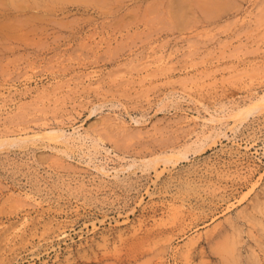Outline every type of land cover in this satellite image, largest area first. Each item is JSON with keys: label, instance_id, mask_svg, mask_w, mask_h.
I'll return each mask as SVG.
<instances>
[{"label": "rangeland", "instance_id": "rangeland-1", "mask_svg": "<svg viewBox=\"0 0 264 264\" xmlns=\"http://www.w3.org/2000/svg\"><path fill=\"white\" fill-rule=\"evenodd\" d=\"M23 1L0 0V141L67 142L0 146V264H264V106L236 115L264 0Z\"/></svg>", "mask_w": 264, "mask_h": 264}, {"label": "bare ground", "instance_id": "bare-ground-1", "mask_svg": "<svg viewBox=\"0 0 264 264\" xmlns=\"http://www.w3.org/2000/svg\"><path fill=\"white\" fill-rule=\"evenodd\" d=\"M9 1H13V0H9ZM16 0H14V2H15ZM21 2H22V0H20ZM25 2H26V0H24ZM23 1V2H24ZM175 1V0H174ZM189 1V0H188ZM187 0H176V5H178V4H180V5H185V3L186 2H188ZM19 2V1H18ZM178 2V3H177ZM216 2V1H215ZM214 2V3H215ZM189 3H190V1H189ZM189 3H186V6H187V4L189 5ZM213 3V4H214ZM186 6H184V7H180V6H178L175 10H177V12L176 11H174V15L176 14H178V12L180 13L181 11H178V10H180L181 8V10H183L182 12L184 13H180L181 15H183V16H181L180 14H178L177 16L175 15L174 16V18H175V20L176 21H178V22H180V19H178L177 20V18L179 17V18H184V17H186L187 15V12H188V10L186 11V8L188 7H186ZM213 6V5H212ZM212 6H209L208 8H210V10H207V11H209V12H211V9L213 8H215V6L214 7H212ZM176 7V6H175ZM24 8V7H23ZM185 10H184V9ZM207 7H205V9H206ZM207 8V9H208ZM25 9V8H24ZM23 9V10H24ZM27 9V8H26ZM173 9V10H174ZM188 9V8H187ZM215 10V9H214ZM213 10V11H214ZM2 11H4V10H1L0 12L2 13ZM11 11V10H10ZM185 11H186V14H185ZM216 11V10H215ZM4 13V16H5V12H3ZM2 13V14H3ZM6 14H7V11H6ZM2 16V15H1ZM4 16H2V17H4ZM9 16V15H8ZM181 16V17H180ZM177 17V18H176ZM185 19V18H184ZM1 21V20H0ZM3 21V20H2ZM181 21H183L182 19H181ZM0 29H1V27H0ZM260 55H261V53H260ZM167 57L168 56H166V58L164 57V56H162V58L161 59H159L160 58V56H159V58L157 59L158 60V63H156V64H159L160 66H163L164 65V63L166 64V59H167ZM152 62H153V60H152ZM157 62V61H156ZM168 63V62H167ZM152 64H155L154 62L152 63ZM155 64V65H156ZM158 66V65H157ZM156 66V67H157ZM159 66V67H160ZM168 65H166V67H167ZM169 67V66H168ZM161 68H163V67H161ZM170 68V67H169ZM157 69V68H156ZM164 69V68H163ZM172 69V68H171ZM170 69V70H171ZM158 70H160V69H158ZM164 70H166V68L164 69ZM164 72V71H163ZM170 72V71H169ZM169 72H168V74H169ZM165 73L167 74V72L165 71ZM164 74V73H163ZM165 74V75H166ZM169 76V75H168ZM194 77V76H193ZM195 77H196V75H195ZM204 77H209V75L207 76V75H205ZM203 77V78H204ZM89 78H91V76L89 77ZM191 78V77H190ZM196 78H198V77H196ZM196 78H194L195 79V81L197 80ZM203 78H201L199 81H201V80H203ZM193 79V78H192ZM191 79V81H189V84L191 85L192 83L194 84L195 82H194V80H192ZM205 79V78H204ZM204 81V80H203ZM185 82H187V80L185 81ZM196 82H198V81H196ZM202 82V81H201ZM188 83V82H187ZM204 83V82H203ZM203 83H199L200 85L202 84L203 85ZM192 84V85H193ZM188 85V84H187ZM197 86L198 84H194V86ZM200 85H198V87H202V85L200 86ZM186 86V85H185ZM204 86V85H203ZM190 87V86H189ZM252 95V97L251 98H249L250 100H248L249 102H247V104L244 106V108L242 107V108H240L239 110H237V116L238 117H240V119L239 120H243V119H245L247 116H248V114H250V113H252L254 110H257V109H259L261 106H264V89L261 91V93H259V92H256V91H254V93H251ZM235 115V116H236ZM235 119H236V117H235ZM240 121V122H241ZM47 126H43L42 128L41 127H38L37 129L38 130H34V131H29L27 128H25V129H23V128H21V129H19V128H17V129H19L18 131H17V129L15 130L16 132H13L12 131V134H11V131H10V133L9 134H11V135H13L14 136V138H13V140H11V139H8L7 138V136L5 137L6 139H2L1 141H0V146H2L3 147V144L5 143V142H10V141H15V140H18V141H36V140H40V139H49V140H52V141H54V142H64V144H65V142H67V141H64V139H63V141H62V137H63V135H64V133H63V131H61V129H51L50 128V130L49 129H47L46 128ZM40 128V129H39ZM27 129V130H26ZM10 135V136H11ZM4 136V135H3ZM66 147H67V144H66ZM70 148H71V145H70ZM182 153H183V151H182ZM181 153V154H182ZM183 154H185V150H184V153ZM171 155V154H170ZM177 156V155H176ZM172 157V156H171ZM169 158V157H168ZM170 159V158H169ZM168 159V160H169ZM170 161V160H169ZM238 203V202H237ZM236 205V204H235ZM232 206H233V204H232ZM235 207V206H234ZM228 208V207H227ZM227 210H229V209H227ZM195 240H196V238H195ZM194 241V237H192L191 238V240H189V242H187L188 243V245L186 246V248H185V250L183 251V252H185L186 253V255H185V257L187 256L188 257V252H189V250H190V246H189V244L191 245V244H193V243H191V242H193ZM236 248H237V243L236 242H233V241H230L229 243H227V245H222V247L221 248H219V250L220 251H222V253L224 252V254L226 255L225 256V259H229L228 261H230V260H232L231 262H234L235 263V259H236V257L238 258V256L237 255H239L238 253H236L237 255H235V250H236ZM227 257V258H226ZM238 259H240V258H238ZM239 261V260H238ZM237 262V261H236ZM240 262V261H239ZM228 263V262H227ZM226 263V264H227ZM255 264H261L260 263V261H256V262H254ZM240 264H241V262H240Z\"/></svg>", "mask_w": 264, "mask_h": 264}]
</instances>
